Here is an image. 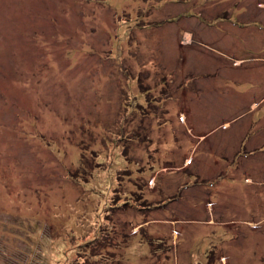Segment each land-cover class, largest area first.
I'll return each mask as SVG.
<instances>
[{"label":"rangeland","instance_id":"obj_1","mask_svg":"<svg viewBox=\"0 0 264 264\" xmlns=\"http://www.w3.org/2000/svg\"><path fill=\"white\" fill-rule=\"evenodd\" d=\"M0 264H264V0H0Z\"/></svg>","mask_w":264,"mask_h":264},{"label":"crops","instance_id":"obj_2","mask_svg":"<svg viewBox=\"0 0 264 264\" xmlns=\"http://www.w3.org/2000/svg\"><path fill=\"white\" fill-rule=\"evenodd\" d=\"M248 29H249V28H247V30H248ZM252 125H253V124H252ZM217 126H218V127H215V129H214L213 131H215L216 129H218L220 125H217ZM220 128H221V129H226L225 132H230V131L233 130L234 127H233L232 125H229L228 123L224 122V125H223L222 127H220ZM254 128H255V127H254ZM254 128H251V129H254ZM255 129H257V128H255ZM219 130H220V129H219ZM247 132H248V131H247ZM247 132H246V134H245V137H246V138H247V136H249V137L252 136V133H251L250 131H249V133H247ZM256 133H258V132H256ZM256 133H255V134H256ZM255 134H254V135H255ZM245 137L243 138V141H242V144H241V145H242V146H241L242 149H243V146L245 147V145H246V143H247V139H248V138L245 139ZM252 153H253V152H251V154H252ZM238 156H239V157H238ZM240 156H243V157H244V156H247V155H246V153H240V154H238V155L236 156L235 159H239V160H240ZM234 164H236V163H234ZM230 171H231V169H230ZM230 171H229L228 173H230ZM225 176H228V174H226ZM225 176H224V177H225Z\"/></svg>","mask_w":264,"mask_h":264}]
</instances>
